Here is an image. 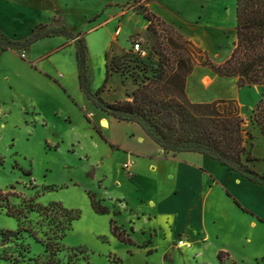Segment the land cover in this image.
Returning <instances> with one entry per match:
<instances>
[{
  "label": "rangeland",
  "instance_id": "obj_1",
  "mask_svg": "<svg viewBox=\"0 0 264 264\" xmlns=\"http://www.w3.org/2000/svg\"><path fill=\"white\" fill-rule=\"evenodd\" d=\"M27 4L34 14L20 27V37L29 36L40 23H53L62 17L74 37L85 39L91 91L96 93L105 86L102 97L110 102L128 100L127 94L136 88L135 79L141 81L153 75L166 45L163 35L169 31L181 35L193 45L185 33L191 32L195 36L202 32L215 34L214 45L203 50L216 64L227 60L235 48L236 0H27ZM163 10L172 12L182 25L168 24L160 18L164 25L154 29L157 34L149 31L144 13ZM54 13L56 18H53ZM91 28L92 33L88 31ZM119 28L121 34H117ZM79 38L55 37L36 43L27 50L15 51L22 59L28 57L27 61L33 63L66 44L68 39L66 46L70 47L65 46L56 53L50 63L38 62L36 70L18 63L13 55L2 60L6 68L17 74L18 80L17 87L9 90L8 83L0 79V192L10 193V204L17 210H25V227L36 231L41 240H45V234L51 235L54 228L40 213L39 207L56 203L79 213V219L62 241L64 246L59 252L62 264H88L86 257H89L90 264H232L231 261L223 263L220 260L215 252L218 243L213 241L186 255L176 242L173 257L165 262L160 254L127 253L122 242L118 240V246H112L102 236L109 230L110 221L107 219L111 214H98L92 206V185L99 186L97 181L92 182V166H96L108 153L101 145L94 148L92 144L98 140L92 116L99 128L97 120L106 114L91 104L80 90L76 43ZM137 41L149 50V58H142L133 51V43ZM107 64L113 65L117 72L106 84ZM53 65L61 67L68 88L74 90L71 97L64 93L60 79L56 76L51 79L41 73L45 69L55 71ZM236 97L245 118L247 144L249 147L253 145V153L264 157V139L252 120L253 111L261 99V90L243 87L238 89ZM33 107L42 113L45 122L37 117ZM68 117L70 121L65 120ZM115 123L113 133L118 140H123L135 126ZM135 139L130 138V141ZM115 160L107 157L99 170V178L104 174L108 176L107 186L112 185L117 176L115 164L118 161ZM258 167L264 170V162ZM29 207H34L35 211L27 212ZM18 228V221L8 216L6 208L0 207V231H16ZM16 243L30 248L27 258H19L16 264H33L35 259H44L46 255L44 244L37 242L28 232L23 233ZM9 247L10 252L17 256L20 248ZM2 249L0 247V251ZM80 250L85 253H79ZM262 252L264 233L258 232L256 244L244 249L237 258L244 259L246 264H262V260L257 262ZM0 264L10 263L0 261Z\"/></svg>",
  "mask_w": 264,
  "mask_h": 264
},
{
  "label": "crops",
  "instance_id": "obj_2",
  "mask_svg": "<svg viewBox=\"0 0 264 264\" xmlns=\"http://www.w3.org/2000/svg\"><path fill=\"white\" fill-rule=\"evenodd\" d=\"M33 14L34 11L27 4V0L12 3L0 0V31L11 40L23 41L31 34L21 38L20 27ZM155 14L168 24L182 25V21L170 11L163 10ZM56 17L54 13L53 18ZM88 31L92 33V28ZM185 34L195 44L194 46L201 48L202 51L208 45H214L213 33L202 32L196 36L191 32ZM48 39L52 38L37 43ZM66 40V44L56 47L33 63L27 61L28 57L22 59L15 51L2 52L0 49V79L8 83L9 90L17 87V74L2 64L7 55L15 56L18 63L30 70H36L38 62L49 61L56 53L61 52L68 45V39ZM73 45L74 43L71 46ZM53 66L55 71L45 69L41 70V73L51 79L55 76L60 79L64 93L71 97L74 90L68 88L61 67ZM77 72L79 87L84 93L80 86L79 67ZM238 89L240 87L236 79L222 78L201 65L195 66L186 86L187 95L194 103L235 100ZM88 101L92 104L89 99ZM33 111L45 122L42 113L38 112L36 107H33ZM65 120L70 121V117ZM104 120L108 123L107 127L102 126ZM115 121L134 124L131 136L129 131L123 140L116 139L113 133ZM94 123L92 116L93 129L98 137L97 142L92 143L94 148L101 145L100 147L108 153L106 158L112 157L118 161L115 164L117 176L110 186L106 184L108 181L106 174L99 178V170L105 164L106 158H101L96 166H92V182L97 181L99 184L97 187L92 185V193L110 210L109 214L112 216L107 219L110 221L109 230L102 235L110 245L118 246L119 243L112 233L111 221L114 220L133 241L132 246L122 243L127 253L132 255L137 251L148 255L160 254L166 262V256L173 257L176 242L183 240L191 244V247H181L186 255L189 251L213 241L214 244L218 243L216 254H224L223 263L231 261L232 264H246L245 260L238 259L237 255L256 244L258 232L264 233V185L231 171L218 161L199 153L167 154L139 124L119 121L108 115L97 120L99 128ZM96 127L101 130L104 137L98 133ZM130 138L136 139L130 141ZM254 155L260 158L254 162L256 168L264 162V157L259 156L257 152ZM256 169L264 174L262 168ZM219 239L222 241L218 242ZM261 260L264 264V252L257 257V262Z\"/></svg>",
  "mask_w": 264,
  "mask_h": 264
},
{
  "label": "trees",
  "instance_id": "obj_3",
  "mask_svg": "<svg viewBox=\"0 0 264 264\" xmlns=\"http://www.w3.org/2000/svg\"><path fill=\"white\" fill-rule=\"evenodd\" d=\"M144 18L149 22L148 30L156 34L154 29L164 25L155 13L146 11ZM236 19L235 48L229 59L222 64L214 63L204 51L181 35L172 34L170 31L166 33L163 30L164 34L166 33L163 35L164 39L167 41L157 68L151 77L141 81L135 79L136 88L127 94L128 100L124 101L110 102L103 98L105 86L96 93L91 91L85 39L74 37L62 17L56 18L53 23L36 26L31 35L21 42L9 39L0 31V49L2 52L27 50L40 40L57 36L73 40L79 38L76 43L80 86L97 109L119 121L139 124L167 154L199 153L264 185V174L254 166V162L260 158L254 155L253 145L249 147L247 144L245 118L238 102L217 100L211 103H194L186 92L187 79L196 65L207 67L222 78L236 79L240 88H259L261 99L253 111L252 120L264 139V0H236ZM147 52L145 59L150 55L149 50ZM106 69L107 84L117 70L109 64ZM86 117L91 121L89 116ZM97 131L104 137L100 129L97 128ZM250 136L252 137V134ZM10 196V193L0 192V207L6 208L8 216L18 221L19 228L16 231H0V247L3 248L0 251V261L16 264L19 258H27L30 248L16 241L22 238L23 233L28 232L45 246L44 259H35L33 264H62L59 259V252L64 246L62 241L72 229L73 223L79 219V213L69 211L56 203L49 207H39L40 213L46 216L49 225L54 228L51 235L45 234V240H41L36 231L25 227L27 213L23 209H15L9 202ZM90 196L96 213H110L93 193ZM236 203L241 207L239 202ZM243 210L249 213L246 209ZM30 211H35L34 207H29L27 212ZM111 227L113 235L120 242L134 245L127 232L114 220L111 221ZM11 245L16 249L20 248L17 256L10 252ZM79 253L85 251L80 250ZM223 255L219 254L222 262ZM88 258L86 257L90 264ZM169 259L171 256H166V260ZM29 260L32 261V258Z\"/></svg>",
  "mask_w": 264,
  "mask_h": 264
},
{
  "label": "built area",
  "instance_id": "obj_4",
  "mask_svg": "<svg viewBox=\"0 0 264 264\" xmlns=\"http://www.w3.org/2000/svg\"><path fill=\"white\" fill-rule=\"evenodd\" d=\"M121 31H122L121 28H119V29L117 30V34H120ZM132 48H133V51H134L135 53H137L138 55H140V56L143 57V58L146 57V56L148 55L147 50L143 47L142 43L139 42V41L134 42ZM128 166H129V165H126V167H128ZM178 246H179V247H184V246L191 247V244H189V243H185V242L182 240V241H180V242L178 243Z\"/></svg>",
  "mask_w": 264,
  "mask_h": 264
},
{
  "label": "bare ground",
  "instance_id": "obj_5",
  "mask_svg": "<svg viewBox=\"0 0 264 264\" xmlns=\"http://www.w3.org/2000/svg\"><path fill=\"white\" fill-rule=\"evenodd\" d=\"M102 126H104V127H107L108 126V123H107V121L106 120H104L103 122H102Z\"/></svg>",
  "mask_w": 264,
  "mask_h": 264
}]
</instances>
